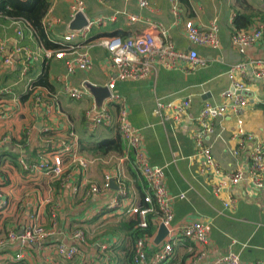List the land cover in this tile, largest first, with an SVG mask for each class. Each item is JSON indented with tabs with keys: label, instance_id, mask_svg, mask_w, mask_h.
<instances>
[{
	"label": "crops",
	"instance_id": "crops-1",
	"mask_svg": "<svg viewBox=\"0 0 264 264\" xmlns=\"http://www.w3.org/2000/svg\"><path fill=\"white\" fill-rule=\"evenodd\" d=\"M69 3L70 0H50L45 18L60 21L46 32L48 39L54 43L61 41L59 39L68 31ZM146 3L145 10H138L135 0H130L125 6V14L135 15L137 22L128 24L124 15H117L115 19L112 17L114 21L98 26L105 30L93 36L88 35L89 39L104 34H116L123 39L151 35L156 39L157 32L150 24H160L167 29L174 48L186 52L189 45L182 28L183 22L192 21L201 28L215 19L218 27V50L196 48L202 66L193 74L185 75L186 64L180 63L173 70L160 69L145 79L115 83V95L119 97V103L125 106L130 125L140 129L147 164L163 169L164 188L169 196L179 193L185 195L184 200L174 199L170 204L171 228L176 229L198 220L210 224L206 258L196 264H206L212 255L228 252L238 255L240 264H255L257 261L264 264V189H253L243 179L228 190L234 209H223L219 198L210 193L207 180L196 174L194 148L190 139L196 127L193 118L202 104L208 102L218 105L224 102L221 95L228 89L225 72L240 63L264 61V37L243 49L242 53H238L229 43L234 28L232 19L236 14L250 16L251 23L245 29L258 24L264 26V0H177V21L169 13L168 0H146ZM122 9L120 0H104L103 3L84 0L83 16L85 20L107 18ZM98 27H91L90 31ZM16 28H21L23 32L22 47L32 52L41 47L26 23L0 21V87H11V95L3 99L7 105V117L0 119V140L6 137L0 143V202L6 203L0 208V235L13 230L17 232L19 224L23 225L28 214L36 215L39 224L46 229L53 215L56 227L55 234L40 244L39 248L26 246L17 239L7 244L0 250V264H7L5 258L18 252L22 253L23 259L15 264H81L84 261L129 264L125 257L133 246L127 228L129 220L133 218L129 206L139 201V188L142 191L145 185L138 176L135 177L130 163L121 158L128 153L125 147L122 156L112 153L89 154L83 149L81 155L88 161L85 171L64 166L61 180L38 173L26 174L17 166L20 156L33 162L37 154L47 151L48 142L51 146L64 137L68 130L75 133L81 147H90L100 139L117 134V126L114 121L115 107H107L112 115L111 125L93 130L88 128L83 113L94 105L93 99L89 94L80 101H71L66 97L62 84L55 82L56 76L63 72L59 60L51 59L49 67V80L56 86L54 91L47 92L46 98L41 95L42 90L35 88L34 91L42 101L51 105L50 114H44L40 108L31 110L32 95L24 93L26 81H18L20 56L8 66L2 64L3 58L12 54L7 39L14 36ZM88 53L96 67L89 72H76L68 83L78 86L84 82L105 87L111 74V69L105 66L108 57L99 48H91ZM43 60L38 55L31 63L26 75L31 82L39 74V63ZM14 64L18 65L15 75L11 71ZM93 69L97 71L93 72ZM30 70L34 71L33 76ZM245 82L251 89L252 100L243 110L241 121L244 133L251 135V139L239 143L231 138L235 129V116L227 112L220 121L213 123V136L205 140L211 147L212 158L221 173L239 171L246 176L249 155L255 143H259L264 150V80L255 79L251 67L246 65ZM24 95H27V101L20 102V97ZM185 96H190L186 117L175 125L169 121L160 122L154 101L178 100ZM11 97L17 98L18 108ZM40 130L46 131L40 133ZM217 135H220L219 139L215 138ZM30 148H35L33 155ZM233 149L237 151L236 156L231 154ZM116 171L122 175V185L127 194L119 199L117 208H106L115 196L112 189L85 195L89 187L101 184L102 175H115ZM8 217L10 220H7L3 230L2 224ZM76 229L83 233V243L75 244L71 239V233ZM176 238L169 264H189L192 258V253L187 251L189 244L181 237ZM56 243L75 245L79 255L70 261L59 260L53 250ZM152 243L155 249L161 246V242L156 245L152 240Z\"/></svg>",
	"mask_w": 264,
	"mask_h": 264
},
{
	"label": "built area",
	"instance_id": "built-area-1",
	"mask_svg": "<svg viewBox=\"0 0 264 264\" xmlns=\"http://www.w3.org/2000/svg\"><path fill=\"white\" fill-rule=\"evenodd\" d=\"M103 3L104 0H95ZM123 4L121 12H115L113 16L107 18H95L86 20V25L78 31H66L62 35L61 41L56 42L61 47L59 50H49L38 47L34 52L21 46L23 32L21 28L14 30V36L7 39V43L12 48V54L3 58V65H10L14 59H19L18 81H26L24 93L32 92L31 110L37 108L43 110L44 114L49 115L51 105L42 101L40 96L35 95L32 82L26 78L31 63L41 56L43 59H54L62 62L63 72L55 78V82L62 84V89L66 97L71 101H80L82 97L88 95L84 88V82L78 86H71L68 81L76 72H89L92 67V59L88 51L91 48L103 50L108 57V64L111 74L105 83L108 91V97L102 102V106L96 109L94 105L87 108L83 113L84 121L89 129L107 128L111 125L112 115L107 107H115V123L117 133L126 149L133 156V168L144 183L143 196L140 205L131 204L129 213L137 220V226L145 229L147 226L146 216L155 215L151 221L155 226L152 235L149 238H139L133 243L131 249V264H165L169 261L173 245L176 243V237H181L188 242V253H192L189 264L203 262L206 258L208 234L210 224L207 222L191 221L176 229L171 228L172 212L170 204L174 199L184 200L185 195L179 193L176 196H169L164 188V175L161 167L149 166L146 161L145 151L142 148L140 129L132 127L129 123L125 106L119 103L120 99L115 95V83L124 81L141 80L155 74L158 70H173L180 63L186 64L185 75L193 74L202 66V60L196 52V48H206L211 51L218 50L219 42L217 38V22L212 19L204 27L195 26L192 21L182 23L185 39L189 49L178 51L174 48L169 39L168 31L160 24H150L157 32L156 39L151 35H135L130 39H122L118 36H97L89 39L91 27L101 26L104 22H112L117 15H124L128 24L138 21V18L132 14H125V6L130 0H120ZM135 6L138 10L147 8L146 0H135ZM169 13L173 20H179V8L177 0H168ZM84 0H70L69 3V20L71 21L76 13L83 14ZM114 17V19L112 18ZM58 19L46 17L42 21L44 32H48L53 26L59 24ZM148 24V25H149ZM264 37V26L256 25L251 29H232L229 37L231 47L235 48L238 53L243 49L256 44ZM2 51V48L0 49ZM246 65L252 69V75L257 80H264V61H251L246 64L240 63L232 66L225 72L228 81V89L222 93L224 102L222 104H211L205 102L202 104L198 114L193 118L195 130L190 139L194 148V161L196 164V174L207 180L210 193L218 197L223 209L232 211L234 203L228 196V190L242 181L243 179L253 189H264V150L259 143H255L249 155V165L246 176L239 171L235 173H221L215 164L211 147L205 143L206 138L213 136V123L220 121L227 112L235 116V129L231 134L232 139L238 140L239 143L245 139H251V135H246L242 128L241 114L246 108L251 98V89L245 82ZM11 95L10 86L0 87V119L7 117V105L3 101L4 97ZM16 107L17 98L11 97ZM190 105V96H185L178 100L163 101L156 99L154 108L160 117V122H172L173 125L179 123L182 118L186 117V112ZM46 130H40L43 133ZM27 136V133H24ZM220 138V135L215 136ZM6 137L0 140L4 142ZM43 154H37L33 162L26 161L23 156L17 160V166L20 171L26 174L38 173L51 179H62L64 166L78 167L85 171L88 161L81 155L78 147V138L72 130H68L64 137L53 142ZM46 146V143L44 144ZM231 154L236 156L237 151L232 150ZM121 158L127 161V153ZM65 163V165L63 164ZM115 185V196L106 206L107 209L117 208L120 198L126 197L125 187L122 185V175L116 171L115 175L105 173L102 175L99 186L89 187L85 195L90 196L98 192H104L110 189V184ZM75 191V189H74ZM6 206L5 201L0 202V208ZM51 224L46 229L39 222L38 217L28 214L25 222L19 224L18 231H8L5 235H0V250L7 244L19 240L26 246L40 247L44 241L55 234V216L51 215ZM161 224L166 229L161 246L156 249L153 247L152 240ZM71 239L75 244L84 242L83 233L76 229L71 233ZM151 247H153L151 249ZM193 248L196 251L193 252ZM103 249V247H102ZM55 256L59 260L70 261L79 255L75 245L67 246L62 243L53 245ZM21 252L7 256L5 263L15 264L22 261ZM81 264H97L92 261H84ZM206 264H240L238 255L225 253L223 255H212ZM255 264H263L257 261Z\"/></svg>",
	"mask_w": 264,
	"mask_h": 264
},
{
	"label": "trees",
	"instance_id": "trees-1",
	"mask_svg": "<svg viewBox=\"0 0 264 264\" xmlns=\"http://www.w3.org/2000/svg\"><path fill=\"white\" fill-rule=\"evenodd\" d=\"M50 7V0H0V21L1 20H8L10 22H24L26 25L29 27V29L32 31L34 39L38 45L45 49L49 50H59L61 49L60 46L56 44V42H52L48 39L46 36V33L44 32L42 28V21L45 18L46 13L48 12ZM250 16L249 15H240L236 14L234 18L232 19V26L237 29H245L250 25ZM105 35V34H104ZM107 35H114V34H107ZM115 36H118L115 34ZM122 38V37H121ZM123 39V38H122ZM51 59H44L41 63H39V74L37 77L34 78L32 81V87L38 88L41 92V95L46 98L48 95L47 92H53L54 88L56 87L53 85L50 80H49V67ZM13 75H15L18 71V65H13L11 69ZM35 73L34 71L30 70V75L33 76ZM28 94H32V92H29ZM40 95V94H39ZM27 95L21 96L20 97V102L27 101ZM117 130V129H116ZM79 151L82 152L83 149L89 153V154H108L112 153L115 155L122 156L123 153L125 152L123 143L119 137V134H113L111 137L108 138H103L100 139L99 141H96L93 143L90 147H81L79 145ZM48 150V148H47ZM30 151L32 155L35 152V148H30ZM127 158H128V163H130L132 169L133 165V156L131 152L127 153ZM135 172V177L138 176V174ZM131 174L132 171H131ZM140 182L141 179L138 176ZM143 196V191L139 188V201L137 205L142 204L141 199ZM16 213V212H15ZM20 214V213H19ZM155 215L149 214L146 216V223L147 226L145 229H140L137 226V220L133 217L132 219L129 220L127 224L128 228V236L131 240V242L134 243L136 239L139 238H149L153 231L155 226L152 224L151 219ZM7 220L9 221L10 218H5L3 224H2V229L4 230L5 224L7 223ZM188 243V242H187ZM131 251L126 253V259L128 263H131ZM168 263L165 264H169Z\"/></svg>",
	"mask_w": 264,
	"mask_h": 264
},
{
	"label": "water",
	"instance_id": "water-1",
	"mask_svg": "<svg viewBox=\"0 0 264 264\" xmlns=\"http://www.w3.org/2000/svg\"><path fill=\"white\" fill-rule=\"evenodd\" d=\"M86 25V20L83 14L76 13L71 21L68 23V31H78ZM85 90L92 97L93 103L96 109H99L102 106V102L108 97V91L105 87L93 86L90 83L84 84ZM111 189L115 190L113 183L111 182ZM166 235V229L159 224L156 235L153 239V242L157 245L162 242V239Z\"/></svg>",
	"mask_w": 264,
	"mask_h": 264
},
{
	"label": "rangeland",
	"instance_id": "rangeland-1",
	"mask_svg": "<svg viewBox=\"0 0 264 264\" xmlns=\"http://www.w3.org/2000/svg\"><path fill=\"white\" fill-rule=\"evenodd\" d=\"M103 30H105V28H103V27L93 28L88 35L93 36L95 33H101V31H103ZM59 40H61V39H59ZM105 66L108 68V70H110L108 63H106ZM92 67L93 68L96 67L94 63L92 64ZM94 71L96 72L97 70L93 69V72ZM82 99H85V97H83Z\"/></svg>",
	"mask_w": 264,
	"mask_h": 264
},
{
	"label": "clouds",
	"instance_id": "clouds-1",
	"mask_svg": "<svg viewBox=\"0 0 264 264\" xmlns=\"http://www.w3.org/2000/svg\"><path fill=\"white\" fill-rule=\"evenodd\" d=\"M100 36H104V35H100ZM105 36H108V35H105ZM115 36V35H114ZM119 37V36H118ZM90 39H92V38H90ZM50 59H52V58H50ZM46 60V59H45ZM54 60V59H53ZM55 61H58V60H55ZM61 62V61H60ZM58 84V83H57ZM79 147V146H78ZM127 161H128V158H127ZM142 181V180H141ZM113 185H114V183H113ZM114 187H115V185H114ZM110 189H111V184H110ZM113 190V189H112ZM115 191V190H114ZM156 235V234H155ZM163 240V239H162ZM161 244V243H160Z\"/></svg>",
	"mask_w": 264,
	"mask_h": 264
}]
</instances>
